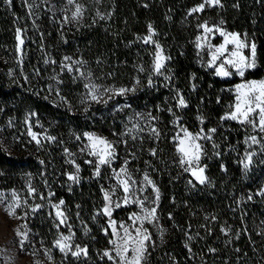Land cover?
I'll return each mask as SVG.
<instances>
[{"label":"rangeland","instance_id":"374dc122","mask_svg":"<svg viewBox=\"0 0 264 264\" xmlns=\"http://www.w3.org/2000/svg\"><path fill=\"white\" fill-rule=\"evenodd\" d=\"M77 2L85 9L81 19H71L74 5L68 4L67 0H56L54 16L46 21L35 15V9L39 6L27 1L30 20L25 27L28 39L22 37L25 41L22 46V64L19 63L20 54L16 51L17 27L7 39L0 41V84L5 88L4 91L10 90L7 94L0 93V194L5 198V202L0 203V264H80V257H72L70 254L65 256L54 247V241L61 234L69 235L70 232L75 234L72 243L87 246L88 253L98 264H112L107 258L101 259V255L104 250L112 247L109 240L117 238L111 236V229L108 236L102 231V228L107 227V218L97 216L93 220V216L103 204L101 185L108 188L115 181L109 179L111 173L107 169H102L103 178L92 179V168L84 163L90 157L79 154V147L86 143L83 136L86 132L116 141L118 137L113 132H124L126 127L137 122L134 119L135 113L146 116L149 111L159 118L156 126L163 133L161 139L154 141L145 132L142 134V143L137 140L133 144L129 140V148L136 153L131 158L129 170L138 180H142L143 173L147 172L160 189L157 215L159 226L164 229V236L161 240L157 226L145 224L155 242V246L149 248L150 254L145 264H254V258L264 259V231L260 232L262 229L255 220L253 209L255 195L252 201L247 200L249 193L255 192L243 186L244 170L241 161L244 157L237 154L227 139L228 120L220 119L234 102L235 86L246 81L264 80V74L259 77H240L236 74L219 77L239 79L227 85L214 86L213 78L218 76L214 69L207 67L210 59L207 45L218 46L223 43V37L217 33L205 42L203 51L196 48V37L201 35L197 24L208 20L198 21L195 15H188L189 9L195 5L183 12H163L149 0ZM101 15L105 18L100 19ZM163 15L166 17L159 20ZM65 16L69 18L67 21L64 20ZM208 22L210 25L220 23ZM42 23L45 31L40 27ZM149 23L157 33L153 39L161 44L164 54L171 57L168 68L173 74V81L167 88L163 86V77H153L156 87H147L154 49L137 37L147 35ZM166 24H169L170 29L163 28ZM221 27L226 32L240 34L242 39L246 37L238 30L228 29L223 25ZM93 28L102 33L112 31L118 37L117 41L122 39L125 41L123 46L128 45L129 57L124 59L127 63L121 69L114 66L116 60L107 50L105 35L94 34L91 31ZM128 34L131 37L125 40ZM175 35L185 40H171ZM246 38L249 42H254L253 39ZM243 51L245 55H249L247 49ZM66 56L84 62L83 65L74 67L79 68L87 78L80 77L78 72L69 73L62 69L63 64L68 63L64 61ZM179 57L181 60L187 57V62H190L187 78L183 80L178 79L179 71H176L181 63L177 62ZM46 60L49 62L45 63ZM141 66L144 68L143 72L139 71ZM89 79L101 87L114 89L130 88L136 79L141 84L137 86L135 93L113 96L112 99L105 95L103 100L108 101L105 104L103 101L96 103L87 97L84 85ZM16 85L25 94L21 93L23 91L19 94L13 91ZM175 89L182 92L188 103L187 108L174 111L177 116L182 117L181 123L189 131L196 133L201 127L205 130L217 128L213 140L219 148L213 149L211 142H205L208 155L202 160L207 165L206 175L211 183L197 184L195 188L187 183L192 179L190 175L183 173L175 163L176 152L171 137L178 129L172 123L174 117L166 110L175 104L172 99ZM22 94L26 100L21 105L10 101L14 96L21 97ZM37 98H42L43 101L38 102ZM158 105L165 110L158 111ZM30 113H35L30 119L32 131L39 134L46 132L57 137L55 143L43 140V135L42 147L38 148L35 142L29 143L31 138L27 135L25 119ZM198 116L204 118L203 125L197 119ZM130 117L133 119L130 120ZM140 123L143 125L144 122ZM86 124L91 127L85 128ZM77 135L81 136L80 141L75 139ZM65 147L78 154L77 163L81 165V182L79 185L73 184L71 191L68 187L71 182L67 181L64 173L74 169L65 162ZM151 148L158 149L156 157L149 155ZM118 151L120 159L113 165L117 169L124 158H127L128 149L120 145ZM215 151H219L221 155L217 157L214 155ZM40 161L45 163L41 164ZM29 184L37 189V193L45 196L49 191L54 192L55 196L51 198L53 203L60 199L65 201L63 208L71 229L61 226L57 230L55 210L47 200H40L38 195L29 196ZM13 192L22 202L27 200L29 206H45L36 213H31L25 207L16 209L20 216L29 211L23 220L10 216L7 203L12 201ZM144 195L152 198L150 187ZM225 196V204L222 207L216 205ZM132 212L139 213L140 209L136 205L122 207L113 212V219L118 224L125 222L131 225L128 217ZM206 216L209 217L208 220L205 219ZM213 216L216 217L215 220L211 219ZM222 227L231 228L228 236L221 232ZM18 229L28 233L23 245L20 243ZM186 232L194 237L192 241H187L192 248L191 253L184 246ZM209 248H215L216 251L210 253Z\"/></svg>","mask_w":264,"mask_h":264},{"label":"snow or ice","instance_id":"6c2138e0","mask_svg":"<svg viewBox=\"0 0 264 264\" xmlns=\"http://www.w3.org/2000/svg\"><path fill=\"white\" fill-rule=\"evenodd\" d=\"M5 2L11 4L12 0H5ZM67 3L74 5L75 10L72 12L71 19H81L85 10L84 6L78 3L77 0H67ZM145 7H147V5H145ZM217 7H223L221 0H201L199 4L189 9L188 15L192 16L194 14L204 12L206 8ZM29 9L31 10V5L29 6ZM97 14L100 15L99 13ZM104 18L105 17L103 15L100 16V19ZM68 19L69 18L67 16L64 17L65 21ZM223 23V20H221L220 23L216 25H210L208 21L197 24V28L201 31V35L196 37L195 46L198 50L203 51L205 49V42L208 41L211 36L218 33L221 37H223V43L218 46L211 44L207 45L209 49L208 54L210 56V59L207 61V67L214 69L215 75L218 77H229L233 74L244 77L247 70L255 69L257 67V45L254 42H249L246 37L242 39L238 33L226 32L221 27ZM22 33L23 30L17 28L16 40L18 43L16 51L20 54L19 63L21 64L23 54L22 46L25 43L22 38ZM156 35L157 33L153 28V25L149 23L147 25V35L137 37V39L142 40V42L146 45H152L154 49L151 73L147 77V87H156V81L153 77H163V86L167 88L173 81V74L168 68V61L171 60V57L166 56L161 44L153 39ZM229 45L232 47L230 48ZM244 49L248 50L249 55L244 54ZM200 51L197 53L198 56L200 55ZM64 61L68 63L63 64V70H66L69 73L75 71L79 73L80 77H85V74L81 72L79 68L74 67V65H83V61L73 60L71 57L67 56L64 57ZM48 62L49 61L47 60L45 61V63ZM139 71H144L143 66L139 68ZM90 76L91 73L88 74V77ZM25 79H27V77H25ZM73 79L75 80L76 78L74 77ZM59 82L62 81H58V83ZM140 84L141 81L136 79L135 84L130 88L120 87L118 89H114L110 87H101L89 79V82L86 83L84 87L87 89V97L90 98L91 101L96 103L103 101V103L107 104L108 101L103 100L105 95H107L109 99H112L113 96H125L129 92L135 93L137 86ZM194 89L195 85H193V90ZM49 90L51 91V89ZM174 91L175 95L172 99L175 101V104L170 105L166 110L174 117L172 123L178 129V131L171 137V141L174 143L176 152L175 163L182 169L183 173L190 175L192 179H189L187 183L192 188H195L197 184H209L211 181L206 175L207 165L202 163V160L208 155L204 143L211 142L213 149L219 148V145L213 140V136L217 132V128L213 127L205 130L201 127L196 133L189 131L187 127L181 123L182 117L177 116L176 111H174V109L187 108L188 103L179 89H175ZM57 95H59L58 91ZM165 99L167 102V98ZM83 102L84 101H82V103ZM217 102L219 103V99ZM125 106L130 107V105ZM228 108L229 110L221 116V121H236L242 127H245V130L251 129L250 134L245 137L244 143L248 145V149H252L253 145H258L260 153L264 154V80L246 81L236 85L234 102L229 105ZM157 110L163 111L165 109L158 105ZM0 111H2V109H0ZM34 115L35 113H30L25 119V124L27 125V135L31 138L29 143L35 142L38 148L42 147L41 135H43V140L55 143L57 141V137L48 135L46 132L44 134H39L32 131L30 119L31 116ZM129 119L131 120L133 118L130 117ZM134 119L137 122L133 123L131 127H126L124 132H113V135L118 137L116 141H111L106 137L86 132L83 134L86 143H83L79 147V154L90 157L89 159H85L84 163L88 164L92 168V179L103 178L102 169H107L111 173L109 179L115 181V183L110 185L108 188L101 185L103 204L99 209H97L95 215L93 216V220H95L97 216L107 218V227L102 228V231L106 236H108L109 229H111V236L117 238L109 240V244H111L112 247L104 250L101 255V259L107 258V260L112 262V264H145L147 256L150 254L149 248L155 246L152 234L149 229L145 227V224L157 226L161 240L164 236V229L159 226V217L157 215V209L160 201L159 187L153 179L150 178V175L147 172L143 173L142 180H138L129 170L131 158L136 155V153L129 148V140H131L133 144H135L137 140H140L142 143L144 138L142 134L146 132L154 141H159L163 136V133L156 126V122L159 118L152 115L151 111H149L146 116L142 113H135ZM197 119L200 121L201 125L205 123L202 116H198ZM140 121L144 122L143 125ZM9 124L11 125V121H9ZM75 139L80 141L81 136L77 135ZM0 144H2V141H0ZM120 145H123L125 149H128V151L127 158H124L123 163L117 169L113 167V165L118 159H120V153L118 151ZM63 152L67 157L65 162L71 165L74 169V171L64 173L67 181L71 182V184L68 185L69 191H71V186L73 184L79 185L81 182V165L77 163V153H73L67 147L63 149ZM157 152L158 149L156 148L149 149V155L152 157H156ZM214 155L219 157L221 153L219 151H215ZM257 155L258 153L255 150L246 149L244 159L241 161L245 175L250 170V166L253 164V157ZM40 163L44 164L45 162L40 161ZM261 163H264V161H261ZM149 187L153 193L151 199L144 195ZM28 194L32 197L38 195L40 200H47L49 202L51 208L55 210V220L57 221L55 227L57 230H59L61 226L71 229V225L67 223L68 217L66 216L63 208L65 204L63 199L53 203L51 198L55 196L54 192L49 191L47 196H45L43 193H37V189L32 187L30 184L28 187ZM253 195L264 197V187H261L255 194L249 193L247 200L252 201ZM4 202L5 198L3 197V194H0V203ZM129 205H136L140 209V212L130 213L128 220L131 221V225L125 222H120L118 224L117 221L113 219V212ZM44 206V204L29 206L28 201L24 200L22 202L15 192L12 193V201L7 203L9 215L16 216L17 219L21 220L29 214V211L31 213H36ZM22 207L28 208L29 211H25L23 216L17 215L16 209ZM49 215H52V213H49ZM169 218L171 219V215H169ZM205 219L208 220L209 217L206 216ZM211 219L215 220L216 217L213 216ZM17 232L21 237L20 243L23 245L24 241L27 239L28 233L27 231H22L20 229H18ZM221 232L225 236H228L231 232V228L222 227ZM74 235L75 234L71 232L69 235L61 234L59 238L54 241V247L58 248L61 253L65 254V256L70 254L72 257L76 258L81 256L87 257V246L72 243ZM186 238L187 240L184 246L188 252L191 253L192 248L189 246L187 241H192L194 237L190 233L186 232ZM208 251L211 253L215 252L216 249L209 248ZM237 251H239V249H237Z\"/></svg>","mask_w":264,"mask_h":264},{"label":"trees","instance_id":"16d2710c","mask_svg":"<svg viewBox=\"0 0 264 264\" xmlns=\"http://www.w3.org/2000/svg\"><path fill=\"white\" fill-rule=\"evenodd\" d=\"M27 1L29 0H12L11 4L5 2V0H0V41L7 39L12 30L14 28H20L23 30L22 37L28 39L26 23L29 22L28 17V7ZM157 6L158 10L164 11H187L190 7L198 4L201 0H149ZM31 3L37 4L38 9H35V15H37L38 19H50V17L54 16V7L56 5V0H30ZM223 7L217 8H206L204 12L194 14L198 21L203 19H207L212 22H220L223 20V26L232 29L238 30L239 32L246 35V37L253 39L257 45V67L255 69H250L245 72L244 77H259L264 74V0H221ZM157 10V11H158ZM161 13V12H160ZM166 15L159 17V20L164 19ZM43 24H40L42 29ZM166 24L163 28L170 29ZM163 26V25H162ZM116 27V26H115ZM114 27V28H115ZM94 34H104L105 35V44L108 46V52L111 53L112 56L115 57V65L116 68H120L124 66L127 61L121 59L126 55H128L127 46H123L125 41L118 40L117 36H115L112 31L109 33L108 31L102 33L101 30H97L93 28ZM115 31V30H114ZM131 36H125V40H129ZM173 37V36H172ZM171 40H185V38H180L179 35H175ZM129 44V43H128ZM117 46V49L115 48ZM187 57L183 60L180 59L177 62L180 67L176 69L179 71L178 79L183 80L187 78L188 69L190 67V62H187ZM189 61V59H188ZM6 66L4 68L6 69ZM239 79L235 77L233 79H221L219 77L213 78V85L218 87L220 85H227L235 80ZM181 82V81H180ZM4 87L0 84V93L7 94L6 92L10 91L9 89L4 91ZM15 91V90H13ZM5 92V93H4ZM17 97L14 96L10 101L15 102ZM227 139L232 144L234 150H236L237 154L244 157L245 151L247 150H255L258 155L253 157V164L250 166V170L243 177L244 187L251 189L256 193V190L264 186V154L260 153V148L258 145H253L252 149H248V145L244 143L245 137L250 134L251 129L245 130V127H242L236 121L228 120L227 121ZM238 188H241L238 187ZM179 193V192H178ZM254 193V194H255ZM227 196L222 198L217 202L216 205H220L221 207L225 204ZM218 200V199H217ZM197 203V201H196ZM217 208V207H216ZM220 209V207L218 208ZM253 209L255 212V220L258 221L260 225L261 231H264V197L256 196L253 201ZM240 220V219H239ZM263 233V232H262ZM248 241V240H247ZM179 247V246H178ZM180 248V247H179ZM254 255H252L253 257ZM261 260V262H259ZM264 259L260 257L254 258V264H264ZM80 264H98L88 253L87 257H80Z\"/></svg>","mask_w":264,"mask_h":264},{"label":"flooded vegetation","instance_id":"af4514ba","mask_svg":"<svg viewBox=\"0 0 264 264\" xmlns=\"http://www.w3.org/2000/svg\"><path fill=\"white\" fill-rule=\"evenodd\" d=\"M122 59L124 60V59H127V58H126V57H123ZM124 61H125V60H124ZM57 68L59 69V67H57ZM21 78H22V76H21ZM20 89H21V88H20L19 86L16 85V87H15V91L18 92V94H19V92L23 91V90H20ZM21 93L25 94L24 91L21 92ZM23 94H22L21 97H17V100L15 101V103H17L18 105H21V103L25 102V100H26V98L24 97ZM23 97H24V98H23ZM32 99H33V98H32ZM34 99H36V98H34ZM37 101H38V102H42L43 99H42V98H37ZM30 102H32V101H30ZM48 103L50 104V102H48ZM33 104L36 105V102L33 101ZM17 107H19V106H17ZM63 121H64V120H63ZM84 127H85V128H88V127H91V126H90V124H86ZM79 128H83V126H79Z\"/></svg>","mask_w":264,"mask_h":264}]
</instances>
